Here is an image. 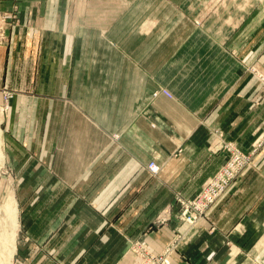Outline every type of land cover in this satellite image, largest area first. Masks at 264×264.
Segmentation results:
<instances>
[{
    "label": "crops",
    "instance_id": "crops-1",
    "mask_svg": "<svg viewBox=\"0 0 264 264\" xmlns=\"http://www.w3.org/2000/svg\"><path fill=\"white\" fill-rule=\"evenodd\" d=\"M262 7V1L227 0L223 14L211 16L203 29L192 33L190 47L176 51L170 62L145 68L150 86L144 84L139 98L133 90L121 89L120 64H113L115 73L109 80L103 75L96 81L76 77L84 31L70 24L56 27V3L48 5L46 19L23 20L8 30L7 42L0 44V88L13 95L3 126L4 146L18 184L23 228L32 232L33 243L48 239V247L55 251L65 240L63 254L70 246L83 248L75 259L66 260L71 264H127L130 241L144 240L158 251L172 239L175 224L152 230L153 217L169 210L165 207L173 195L169 184L177 183L175 189L191 197L207 179L201 175L215 170L219 161L207 148L186 141L202 131L200 123L238 84V66L227 43L245 37L241 39L246 50L264 58ZM183 49H187L185 60L176 57L184 54ZM158 88L175 97L150 98ZM248 89L230 101H246ZM225 107L221 114L226 129L232 109ZM254 117H259L257 112ZM257 120L245 123L240 132L251 129L254 122L258 126ZM115 134L122 135L121 147L113 140ZM154 135H162L164 145L151 139ZM178 135L183 138L178 140ZM159 147L167 156L180 147L183 153L179 159L164 158ZM155 153L161 172L153 176L144 167ZM141 169L145 172L137 176ZM263 181L258 175L247 178L204 229L216 226L212 232L224 235L244 223L241 217L250 216L253 203L258 206L264 198V191H259ZM130 182L137 183L135 192L127 189ZM235 242L216 235L186 239L174 264H259V254L254 256L256 262L236 258L231 251L226 254ZM247 242L241 241L242 246ZM94 246L95 256L88 261L91 252L86 248ZM32 263L55 261L36 254Z\"/></svg>",
    "mask_w": 264,
    "mask_h": 264
},
{
    "label": "rangeland",
    "instance_id": "rangeland-1",
    "mask_svg": "<svg viewBox=\"0 0 264 264\" xmlns=\"http://www.w3.org/2000/svg\"><path fill=\"white\" fill-rule=\"evenodd\" d=\"M256 1L258 3L259 1L263 2L261 11H264V0ZM52 2L56 3L54 13V25L56 27L64 29L67 24H70L72 29L81 27L84 31L81 32L80 58L77 60L79 68L76 77H87L96 81L97 77L101 78L99 75H103V78L109 80L111 74L115 73L112 70L113 64H120L119 74L124 80L121 89L133 90L139 98L144 90V84L150 86L149 81L145 79V68L149 69L153 64L159 62H170L176 51L186 45L190 47L192 33H195L196 29H203L211 16L223 14L227 0H0V44L7 42L8 30H11L17 23L23 20L46 19L48 5ZM3 4L6 5L2 7ZM241 38L239 35V38L234 40L235 43L230 44L229 41L226 45L229 47L228 52L233 61L238 66V84L231 89L230 97H238L242 90L247 87L249 89L246 93V101L241 99L240 102L235 103L234 100L230 101V97L221 99L219 103H216V108L211 112L212 115L203 121L200 120L202 121L200 123L202 131L193 137L191 136L192 138L189 137L186 141L199 143L204 148L206 147L210 156L219 161L215 170L208 172L209 174L201 175L207 179L191 197H185L181 191L175 189L174 186H178L177 183L169 184L173 191L172 198H169L165 206H169V210L153 217L152 230L157 231V229L173 222L175 224L174 229L177 231L174 230L172 239L158 251L153 250L144 240L130 241V262L127 264H137V260L144 258L148 251V253L155 255L159 264H174V257L177 254L181 256L184 248L185 242L182 243V241L197 236L208 237L209 235H216L217 239L237 241L233 249L227 248L226 254L231 251L230 254L237 256L236 258L245 256V260L254 262H256L254 256L259 254V264H264V198L259 200L258 206L254 202L255 200H252L254 207L250 210V216L241 217L239 215L240 221L246 220L244 223L240 222L230 234L223 235L217 231L212 232L216 226L212 227L210 231L204 229V226L207 227V221H211L214 213L221 208V205L239 191V187L244 184L247 178H253L257 175L259 179L264 178V58L260 59L259 54L253 50H246L245 39L242 40ZM182 52L184 54H179L176 57L185 60L187 49H183ZM129 78L132 79L130 84L127 81ZM92 89L96 90V86L93 85ZM0 90L6 89L0 88ZM165 91L169 92L164 88H158L152 92L150 98L154 99L159 95L171 99L175 97L171 92H169L171 94L169 97ZM1 100L3 103L2 94L0 95ZM92 102L95 103V97L92 98ZM225 106L232 109L229 116L230 119L232 115L231 123L228 120L226 129L221 114L222 110L226 108ZM8 110L6 106L3 112L0 110V119L3 120L0 123V128L3 131L4 144L6 135L3 126ZM256 112L259 115L258 118L254 117ZM121 113H123L122 110ZM219 114L221 115L218 116ZM256 119L259 120V122L257 120L258 126L254 127V122L251 124V129L248 128L246 131L240 132V128L245 123H250ZM107 121L111 122L112 120L108 119ZM142 138H146V136H142ZM154 138L158 141L161 140L160 146L164 145L162 135L151 136V139ZM176 138L179 140L183 137L178 135ZM113 140L117 144L120 143L119 146L121 147V134L113 135ZM152 146V149L155 150L154 146H157L155 141ZM161 149L159 147L158 151L164 155ZM3 151L6 157L4 145ZM182 153L183 149L180 147L170 156L165 154L164 158L179 159ZM200 155H202L201 159H205L204 154ZM159 157V154L155 153L153 161L156 162ZM151 162L144 168L156 176L161 172V166L156 162L158 171L152 172L149 169ZM144 172V169H141L136 172V175L140 176ZM170 173L173 174L175 171ZM213 181L216 182L219 190L223 188L219 199L213 204H208L206 206L208 210L204 209L205 211L201 212L203 214H199L200 212L198 213L196 207L199 223L191 229L192 225L187 223L189 221L187 220L188 216L183 217V210L186 209V204L197 197L204 188L213 185ZM17 186L18 184L14 181V174L8 166L7 160H5L0 169V258H2L0 263L31 264L32 256L40 254L42 257L51 256L55 264H71L66 260L75 259L80 252L82 253L83 248L70 246L68 253L63 254L61 251L65 249L63 247L65 240L55 247V251L48 247V239L33 243L32 232L23 228L25 218L21 213H18V227L15 230L16 239L14 243L16 248L13 259L11 263L9 262L14 218L7 212V207L14 199L17 203L18 212H20L19 201L16 196ZM136 186V182H130L127 189L135 192ZM259 191H264V181L259 183ZM182 226L183 231H181ZM245 240L248 241L245 245L253 246H242L241 241ZM86 250L91 252V255L88 256V261H90L95 256V246L86 248ZM4 257H6V262L3 261Z\"/></svg>",
    "mask_w": 264,
    "mask_h": 264
},
{
    "label": "built area",
    "instance_id": "built-area-1",
    "mask_svg": "<svg viewBox=\"0 0 264 264\" xmlns=\"http://www.w3.org/2000/svg\"><path fill=\"white\" fill-rule=\"evenodd\" d=\"M166 95H168L169 97H171V94H169V92L165 91ZM2 94V98H3V103L2 100L0 101V110L1 112L4 111V108L6 106L7 110L9 108V101L10 99L13 97V95L7 91V90H0V95ZM5 104V105H3ZM149 169L152 172H157L158 171V164L155 161H152L149 164ZM213 185L207 186L206 188L203 189V191L197 195V197H194L193 200L189 201L188 204H186V209L183 210V217L188 216L189 223H196L198 220V216H197V209H198V213L199 214H203L201 213L202 211H205L204 209H207L206 206L208 204H213L214 202H216L219 199V196L223 190V188L221 190L218 189V185L216 184L215 181H213ZM197 207V209H196ZM208 210V209H207ZM149 252V251H148ZM146 254V256H144V258L137 260L138 263L137 264H159V260H157V258L155 257V255L148 253Z\"/></svg>",
    "mask_w": 264,
    "mask_h": 264
},
{
    "label": "bare ground",
    "instance_id": "bare-ground-1",
    "mask_svg": "<svg viewBox=\"0 0 264 264\" xmlns=\"http://www.w3.org/2000/svg\"><path fill=\"white\" fill-rule=\"evenodd\" d=\"M1 121H3V120H1L0 119V123H1ZM3 131H2V129L0 128V169H1V167H2V165H4V163H5V160H6V157H5V154H4V151H3V145H4V142H3ZM12 200V199H11ZM7 212L14 218V220H13V228H14V231L12 232V234H11V239H12V246H11V250L9 251V262L11 263V261H12V257H13V253H14V251H15V239H16V228L18 227V208H17V203H16V201H14V199H13V201H12V203L9 205V207H7ZM188 224H189V222H187ZM199 223V220H197V222L196 223H194V224H192V223H190V225H192V227H191V229H193L196 225L195 224H198ZM11 241V240H10ZM9 247V246H8ZM7 247V248H8ZM6 250H8V249H6ZM7 254V253H6ZM5 255V254H4ZM5 258L6 257H4V260L3 261H5ZM2 258H0V260H1ZM2 261V260H1ZM0 261V262H1ZM6 262V261H5ZM1 264V263H0ZM6 264V263H5ZM8 264V263H7Z\"/></svg>",
    "mask_w": 264,
    "mask_h": 264
}]
</instances>
